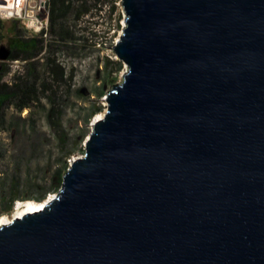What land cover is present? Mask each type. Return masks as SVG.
Returning a JSON list of instances; mask_svg holds the SVG:
<instances>
[{
  "label": "water",
  "instance_id": "obj_1",
  "mask_svg": "<svg viewBox=\"0 0 264 264\" xmlns=\"http://www.w3.org/2000/svg\"><path fill=\"white\" fill-rule=\"evenodd\" d=\"M122 7V80L0 264H264V0Z\"/></svg>",
  "mask_w": 264,
  "mask_h": 264
},
{
  "label": "rangeland",
  "instance_id": "obj_2",
  "mask_svg": "<svg viewBox=\"0 0 264 264\" xmlns=\"http://www.w3.org/2000/svg\"><path fill=\"white\" fill-rule=\"evenodd\" d=\"M84 8L82 18L78 21L70 20L72 37L66 42L48 32L45 35L47 47L39 51L34 59L4 61L6 74L2 82L15 84L26 75L27 62L37 61L42 64L51 55L50 50H55V46L63 43L56 49V56L65 69L66 77L52 86L57 95L55 103L48 97L52 94L50 89L41 95L40 103H33L22 113L14 105L5 108L7 119L15 125L9 126V129L0 126V142L7 151L6 159L0 161V168L4 171H11L18 164L23 178L47 183L50 175L62 163L59 134L52 129L48 118L50 109L56 108L52 119L61 123V134L71 138L81 131L85 132L81 141L82 150H75L66 160L69 166L75 157L82 154L84 141L97 114H102L106 108L105 93L112 85L106 87L105 93L100 94L99 91L107 75L117 76L116 82L122 80L127 69L122 61V68L118 73L115 72L114 64L108 63L106 68L108 59L118 60L113 46L124 24L122 0H86ZM5 21L6 30H11L13 21ZM17 28L24 29L20 23ZM24 32L23 36L26 38L36 35L32 31ZM4 44L7 46L6 42ZM50 44L54 45L53 49H50ZM1 62L3 61H0V65ZM39 70L41 72L43 67L40 66ZM95 103L102 105L103 109L86 123V117ZM54 193L48 194L44 200ZM27 200L31 199H17L9 212L2 211L0 207V216H7L12 220L18 203Z\"/></svg>",
  "mask_w": 264,
  "mask_h": 264
},
{
  "label": "trees",
  "instance_id": "obj_3",
  "mask_svg": "<svg viewBox=\"0 0 264 264\" xmlns=\"http://www.w3.org/2000/svg\"><path fill=\"white\" fill-rule=\"evenodd\" d=\"M86 0H50L49 2V29L36 33L32 37H24V31L27 29H19L18 20H12L11 30H6V21L0 19V48L5 46L9 55L6 60L19 59H34L39 51L47 47L45 44V34L50 32L56 35L62 42H66L68 38L72 37V29L69 25L70 20L78 21L84 15V6ZM23 28V27H22ZM29 31V30H28ZM7 43V46L4 43ZM63 43L59 44L62 45ZM55 46L50 44V56L46 61L40 64L37 61L26 63V75L19 78L15 84H8L2 82L6 74L5 60L0 65V126L9 129V126H14L15 123L7 119L5 108L9 105H14L18 112L22 113L29 108L33 103H40L41 95L46 91L52 89L53 84L66 79L64 67L57 61ZM115 65V72L118 73L122 68L120 60H110L106 62L108 65ZM43 67L40 72L39 67ZM62 66V67H61ZM117 80V76L107 75L101 86L100 94L105 93L106 87L113 85ZM56 90L52 89V94L48 95L50 100L55 103ZM108 92V91H107ZM106 92V93H107ZM105 93V94H106ZM56 108L52 107L48 113V118L52 129L59 134L58 145L61 150L60 158L62 163L51 175L47 183H41L31 178H23L20 165L15 164L11 171H4L0 168V207L2 211L9 212L17 199H31L35 201L44 200L48 194L56 192L63 181V176L67 170V158L77 150H82L81 141L85 135L84 131L75 134L73 137L61 134V123L59 120H53L52 115ZM103 106L95 103L86 117V123L90 118L101 112ZM34 123V121H33ZM0 142V161L6 159V149Z\"/></svg>",
  "mask_w": 264,
  "mask_h": 264
},
{
  "label": "built area",
  "instance_id": "obj_4",
  "mask_svg": "<svg viewBox=\"0 0 264 264\" xmlns=\"http://www.w3.org/2000/svg\"><path fill=\"white\" fill-rule=\"evenodd\" d=\"M49 2L50 0H0V19L18 20L23 28L40 33L49 29Z\"/></svg>",
  "mask_w": 264,
  "mask_h": 264
},
{
  "label": "bare ground",
  "instance_id": "obj_5",
  "mask_svg": "<svg viewBox=\"0 0 264 264\" xmlns=\"http://www.w3.org/2000/svg\"><path fill=\"white\" fill-rule=\"evenodd\" d=\"M101 116H102V114H97L95 120L100 118ZM51 196H53V195H51ZM44 203H45V200H43V201L27 200L24 202H19L17 207H16V212L14 214V217L22 216L23 214H25L28 211L37 210V209L41 208ZM10 221H11V218H8L7 216H0V225L9 223Z\"/></svg>",
  "mask_w": 264,
  "mask_h": 264
}]
</instances>
